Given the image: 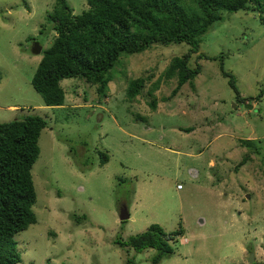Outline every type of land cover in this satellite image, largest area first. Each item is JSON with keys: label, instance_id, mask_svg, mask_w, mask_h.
Returning a JSON list of instances; mask_svg holds the SVG:
<instances>
[{"label": "rangeland", "instance_id": "rangeland-1", "mask_svg": "<svg viewBox=\"0 0 264 264\" xmlns=\"http://www.w3.org/2000/svg\"><path fill=\"white\" fill-rule=\"evenodd\" d=\"M65 1L72 15L85 9V0ZM53 3L0 0V123L29 114L46 122L30 169L35 223L13 236L17 264H151L153 250L113 244L151 224L182 229L158 264H264V12H222L189 57L199 73L174 96L165 69L183 43L121 55L105 98L62 80L63 105L49 108L30 85L41 58L30 48L51 44ZM136 78L142 93L128 99ZM122 205L129 218L119 222Z\"/></svg>", "mask_w": 264, "mask_h": 264}, {"label": "trees", "instance_id": "trees-1", "mask_svg": "<svg viewBox=\"0 0 264 264\" xmlns=\"http://www.w3.org/2000/svg\"><path fill=\"white\" fill-rule=\"evenodd\" d=\"M53 1L47 20L54 35L49 47L40 52L30 79L32 89L49 108L63 105L62 80H82L105 98L112 78L109 72L121 55L140 53L151 45L183 43L188 50L173 57L165 69L166 79L175 78L170 92L174 96L199 73L198 64L188 66L189 57L197 52L199 38L221 19L222 12H264V0H85V9L72 15L65 0ZM221 74L236 101L244 103L246 98L240 97L233 77L222 70ZM144 83L142 78L129 80L125 96L133 99L141 95ZM147 94L151 97L147 104L154 109V99L150 92ZM45 126V120L33 114L0 123V264L20 262L13 236L35 223L30 169L38 157L37 139ZM106 161V156L99 154V164ZM181 235L180 227L165 233L151 224L126 241L116 239L113 244L135 253L151 249L154 254L150 262L158 264L172 254L169 241ZM125 263L134 264L131 258Z\"/></svg>", "mask_w": 264, "mask_h": 264}, {"label": "water", "instance_id": "water-1", "mask_svg": "<svg viewBox=\"0 0 264 264\" xmlns=\"http://www.w3.org/2000/svg\"><path fill=\"white\" fill-rule=\"evenodd\" d=\"M30 52L32 55H39L41 52V47L39 46L38 43H33L32 47L30 48ZM129 218V213L124 205H122L120 208H118L117 212V219L119 222H123L128 220ZM251 261V257H250Z\"/></svg>", "mask_w": 264, "mask_h": 264}, {"label": "built area", "instance_id": "built-area-1", "mask_svg": "<svg viewBox=\"0 0 264 264\" xmlns=\"http://www.w3.org/2000/svg\"><path fill=\"white\" fill-rule=\"evenodd\" d=\"M175 188H176L177 190H179V189H181V185L177 184V185L175 186Z\"/></svg>", "mask_w": 264, "mask_h": 264}]
</instances>
